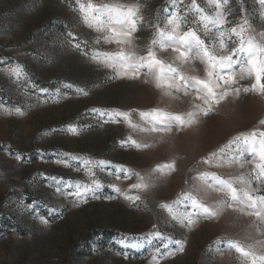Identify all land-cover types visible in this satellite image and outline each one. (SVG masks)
<instances>
[{
    "label": "rangeland",
    "instance_id": "obj_1",
    "mask_svg": "<svg viewBox=\"0 0 264 264\" xmlns=\"http://www.w3.org/2000/svg\"><path fill=\"white\" fill-rule=\"evenodd\" d=\"M89 2L139 5V55L157 27L171 30L173 13L182 18L181 34L195 30L215 54L239 45L230 30L245 18L247 35L264 44V0L224 5L225 49L217 28L209 25L205 36L199 20L201 14L215 15V0H196L202 13L192 8L193 0H0V264H251L252 257L236 248L264 255V221L220 191L217 180L231 182L241 199V190L264 195V183L254 179L258 155L228 147L240 134L256 132L259 138L264 132V92L243 91L251 89L255 74L245 71L239 94L205 115L195 90L169 96L143 72L136 79L118 77L94 61V53L118 48L97 43L103 33L88 27L80 10ZM156 51L181 75L207 78L201 60L180 64L171 49ZM16 66L23 68L20 78L8 71ZM242 67L246 61L232 71L239 74ZM195 105L200 109L193 123L166 120L172 123L166 131L153 132L162 125L140 115L160 110L187 119ZM16 108L24 114H15ZM116 112L128 113V119ZM83 161L90 163L84 167ZM99 161L122 166L129 175ZM93 182L101 186L83 199L67 194L75 187L63 191L66 184ZM189 194L215 215L194 209L185 199Z\"/></svg>",
    "mask_w": 264,
    "mask_h": 264
},
{
    "label": "snow or ice",
    "instance_id": "obj_2",
    "mask_svg": "<svg viewBox=\"0 0 264 264\" xmlns=\"http://www.w3.org/2000/svg\"><path fill=\"white\" fill-rule=\"evenodd\" d=\"M79 3V0H77ZM228 3V0H215L216 13L214 16H207L201 14L199 20L204 24L205 36L211 32L209 25L217 28L219 33V47L225 49L227 47L225 43V37L228 35L226 31H220V28L227 22L226 13L224 12V5ZM192 8L200 11L196 5V0H193ZM80 10L84 15V20L88 27L93 28L95 31L103 33V35L97 40H103L106 44L117 45L118 50L111 53H100L96 52L92 55L94 61L103 63L107 68L115 71L118 77H125L129 79L139 78L143 72L145 77H152L155 81V86L158 89H165V94L173 96V90L175 93L184 92L185 95L189 91L195 90L197 92V99L202 100L206 106L204 108V114L206 115L213 109L214 104H219L227 96L232 93L239 94L240 88L237 86L238 79H244L245 71L247 74H255V83L251 89L244 88L243 91L259 90L264 92V44L257 43L256 39L250 35H247L249 30V22L245 18L242 20L240 25L233 27L230 33L239 38V45L231 49L229 54H215L212 45L206 44L205 40L197 34L195 30L189 29L188 31L180 33V21L181 17L172 14L167 21V26L170 27V31L156 28L154 37L151 40L147 51L144 55L137 53L136 45L134 43V34L138 32L139 25L142 21V17L139 16L140 7L139 5H119L112 6L109 4H101L94 6L91 2L88 3L87 8L84 5H80ZM168 11L167 8L164 9ZM230 39V36L228 37ZM75 39V37H73ZM74 47L80 49L79 44H74ZM156 47L160 51H168L171 49L172 53L176 54L174 62L178 61L180 64H185L191 59H199L205 63V79H200L196 76H185L179 73L178 67L174 66L173 63H168L164 59L160 58L157 54ZM83 51V49H80ZM88 55L87 52L83 53ZM101 57H104L101 60ZM235 57V59H234ZM246 61V69L241 68V72L237 74L232 71L233 66L237 63L244 65ZM147 71H144V70ZM9 73L16 78H20L23 72V68L20 66L11 67L8 69ZM147 82V81H146ZM174 98H179L178 96ZM196 111L187 113V119L182 115H173L160 110H152L150 113L141 112L142 118L151 117V120L162 127H153V132L171 130L172 123H165V121L178 122L180 126L185 124L193 123V117L198 114L200 105H195ZM15 114L23 115L24 113L20 108H16ZM115 117L123 116L128 119V113L116 112L113 114ZM264 124V121H261ZM75 131V129H72ZM137 148L141 145L137 144L136 141H132ZM235 144L238 149L248 154L258 155L260 163L255 165L254 179L259 183H264V132L259 133L257 138L256 132H252L249 135L240 134L229 141L228 147ZM258 146V147H257ZM223 151V149H221ZM213 156L216 153L212 154ZM19 158V157H18ZM79 159V158H74ZM205 163L209 161L205 160ZM83 166L87 167L89 161H83ZM100 166H111L116 168V172H123L125 176L129 175L127 169L122 166H112L110 162L99 161L97 162ZM171 168L172 165H167ZM55 180V178H53ZM217 183L222 185L220 191H226L232 201L238 204H246L251 210L249 215H254L260 221H264V195H253L251 191L255 190H241L243 192L244 199H241L238 195V190L232 186V183L225 180H217ZM96 182L92 185L81 186V185H64V190L71 187H75V192H67L69 196H75L78 199H83L88 193L94 194L96 189L100 187ZM132 188H141V184H134ZM115 191L119 192V188H115ZM62 189L58 186L57 192H61ZM130 200H138L139 197L126 196ZM185 199L191 200V206L194 209L202 211L203 214L215 215L211 212L210 208L205 206L203 203L193 198L190 194L185 196ZM232 207V204L228 205ZM243 211V208L240 209ZM189 224L192 223L189 219ZM46 223V221H45ZM159 236V234H156ZM179 245V242H176ZM166 247V246H165ZM180 251H183L182 247H179ZM236 250L242 252L245 257L251 256V264H264V255L257 256L251 251H244L242 248L237 246ZM168 255L173 254L171 251ZM156 255H160L157 250ZM156 256L153 257L155 260ZM162 258V257H161Z\"/></svg>",
    "mask_w": 264,
    "mask_h": 264
}]
</instances>
